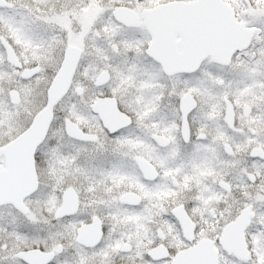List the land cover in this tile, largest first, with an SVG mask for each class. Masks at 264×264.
Returning a JSON list of instances; mask_svg holds the SVG:
<instances>
[{"label":"snow or ice","instance_id":"obj_1","mask_svg":"<svg viewBox=\"0 0 264 264\" xmlns=\"http://www.w3.org/2000/svg\"><path fill=\"white\" fill-rule=\"evenodd\" d=\"M0 264H264V0H0Z\"/></svg>","mask_w":264,"mask_h":264}]
</instances>
